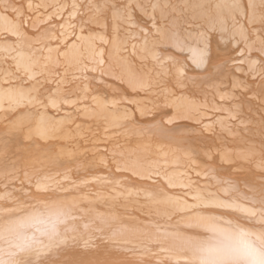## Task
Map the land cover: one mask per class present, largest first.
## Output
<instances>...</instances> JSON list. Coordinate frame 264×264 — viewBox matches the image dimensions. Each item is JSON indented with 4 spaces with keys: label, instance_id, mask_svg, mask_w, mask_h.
I'll use <instances>...</instances> for the list:
<instances>
[{
    "label": "snow or ice",
    "instance_id": "obj_1",
    "mask_svg": "<svg viewBox=\"0 0 264 264\" xmlns=\"http://www.w3.org/2000/svg\"><path fill=\"white\" fill-rule=\"evenodd\" d=\"M0 264H264V0H0Z\"/></svg>",
    "mask_w": 264,
    "mask_h": 264
}]
</instances>
